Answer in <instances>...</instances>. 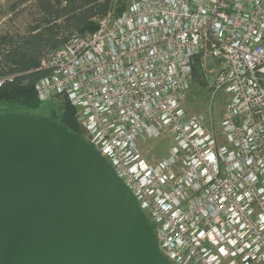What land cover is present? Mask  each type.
Masks as SVG:
<instances>
[{
  "label": "built area",
  "instance_id": "built-area-1",
  "mask_svg": "<svg viewBox=\"0 0 264 264\" xmlns=\"http://www.w3.org/2000/svg\"><path fill=\"white\" fill-rule=\"evenodd\" d=\"M95 21L43 60L39 100L75 108L171 264H264V0H128ZM196 58L226 96L217 129L185 107Z\"/></svg>",
  "mask_w": 264,
  "mask_h": 264
},
{
  "label": "water",
  "instance_id": "water-1",
  "mask_svg": "<svg viewBox=\"0 0 264 264\" xmlns=\"http://www.w3.org/2000/svg\"><path fill=\"white\" fill-rule=\"evenodd\" d=\"M0 264H171L112 164L48 116L0 112Z\"/></svg>",
  "mask_w": 264,
  "mask_h": 264
},
{
  "label": "trees",
  "instance_id": "trees-1",
  "mask_svg": "<svg viewBox=\"0 0 264 264\" xmlns=\"http://www.w3.org/2000/svg\"><path fill=\"white\" fill-rule=\"evenodd\" d=\"M22 1H32L37 7V15L29 32L0 35V77L14 76L13 81L0 87V112L46 115L71 132L85 137L76 119V110L69 101L65 100L60 110L52 106L45 114L37 112L44 109L46 102L39 100L35 83L48 74L47 69L41 68L43 60L66 42L74 31H94L97 28L95 18L106 16L113 10L116 14L121 13L128 0ZM193 81H203L199 58L194 63Z\"/></svg>",
  "mask_w": 264,
  "mask_h": 264
},
{
  "label": "rangeland",
  "instance_id": "rangeland-1",
  "mask_svg": "<svg viewBox=\"0 0 264 264\" xmlns=\"http://www.w3.org/2000/svg\"><path fill=\"white\" fill-rule=\"evenodd\" d=\"M15 4L17 6L13 8ZM35 15H37V7L32 1L0 0V35L29 32L34 25ZM206 61L207 68H203L199 63L203 72V81L202 83L193 81L185 107L190 113L204 114L208 123L217 129L223 117L226 96L222 91L214 88L213 82L217 68L213 64V59L207 58ZM65 100L63 97L51 99L44 103L46 106L43 110L37 112L45 114L52 106L60 110ZM171 146L172 140L165 137L152 143L145 150L149 156L162 158L169 152Z\"/></svg>",
  "mask_w": 264,
  "mask_h": 264
}]
</instances>
